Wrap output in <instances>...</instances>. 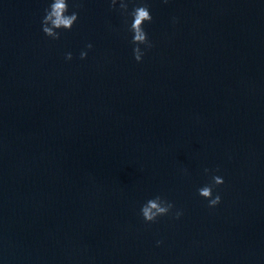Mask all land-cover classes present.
I'll return each instance as SVG.
<instances>
[{
	"label": "water",
	"instance_id": "obj_1",
	"mask_svg": "<svg viewBox=\"0 0 264 264\" xmlns=\"http://www.w3.org/2000/svg\"><path fill=\"white\" fill-rule=\"evenodd\" d=\"M149 2L137 63L106 0L55 41L0 0V264H264V0ZM155 194L183 216L145 223Z\"/></svg>",
	"mask_w": 264,
	"mask_h": 264
},
{
	"label": "clouds",
	"instance_id": "obj_2",
	"mask_svg": "<svg viewBox=\"0 0 264 264\" xmlns=\"http://www.w3.org/2000/svg\"><path fill=\"white\" fill-rule=\"evenodd\" d=\"M168 0H164L167 3ZM108 7L118 11L124 18L126 32L129 34V43L133 59L137 63L143 61L146 51L152 47L148 38L145 25L152 22L151 5L149 0H106ZM80 0H46L43 15L40 20L41 31L51 40H59L61 34L70 32L79 21ZM175 23V18H173ZM93 45L88 42L79 52V58H87L88 51ZM66 61L73 59L71 52H66ZM204 174L210 178L196 188L199 198L207 202L208 208H215L221 203V194L217 189L224 184L219 170L211 171L204 168ZM188 175L187 169L183 170ZM183 209L176 205L162 194H155L147 198L139 207V215L145 223L157 222L162 217L180 219L183 216ZM157 246L162 244L161 240L156 241Z\"/></svg>",
	"mask_w": 264,
	"mask_h": 264
}]
</instances>
